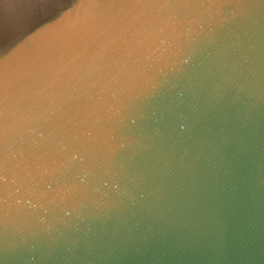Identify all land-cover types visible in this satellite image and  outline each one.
Segmentation results:
<instances>
[{
	"label": "water",
	"instance_id": "water-1",
	"mask_svg": "<svg viewBox=\"0 0 264 264\" xmlns=\"http://www.w3.org/2000/svg\"><path fill=\"white\" fill-rule=\"evenodd\" d=\"M0 264H264V0H0Z\"/></svg>",
	"mask_w": 264,
	"mask_h": 264
}]
</instances>
